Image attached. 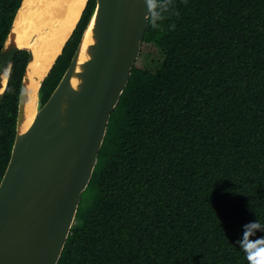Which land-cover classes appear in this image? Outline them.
<instances>
[{"label": "trees", "instance_id": "trees-1", "mask_svg": "<svg viewBox=\"0 0 264 264\" xmlns=\"http://www.w3.org/2000/svg\"><path fill=\"white\" fill-rule=\"evenodd\" d=\"M21 3L0 0V52ZM95 8L42 83V105ZM157 16L58 264H247L237 241L264 224V0H158ZM28 61L17 53L0 107V183Z\"/></svg>", "mask_w": 264, "mask_h": 264}, {"label": "water", "instance_id": "water-1", "mask_svg": "<svg viewBox=\"0 0 264 264\" xmlns=\"http://www.w3.org/2000/svg\"><path fill=\"white\" fill-rule=\"evenodd\" d=\"M0 52V107L5 98L15 57L29 52L19 97L16 138L0 183V264H58L75 223L82 199L93 177L110 118L124 93L141 53L148 27L145 0H96L69 67L31 126L21 132L29 96L27 70L30 49L6 46L16 39L13 26ZM92 27L94 43L89 59L78 62L82 43ZM79 83L75 87L73 79Z\"/></svg>", "mask_w": 264, "mask_h": 264}, {"label": "bare ground", "instance_id": "bare-ground-1", "mask_svg": "<svg viewBox=\"0 0 264 264\" xmlns=\"http://www.w3.org/2000/svg\"><path fill=\"white\" fill-rule=\"evenodd\" d=\"M87 0H24L16 17L13 33L6 46L17 45L30 49L34 59L27 70L29 96L25 106V117L21 132H25L33 123L38 111V92L40 83L61 53L62 47L72 30L76 26ZM92 27L87 31L78 62V71L81 64L89 59L88 47L94 43ZM4 84L0 90L3 93L7 73L4 75ZM78 79H73V85H78Z\"/></svg>", "mask_w": 264, "mask_h": 264}, {"label": "clouds", "instance_id": "clouds-1", "mask_svg": "<svg viewBox=\"0 0 264 264\" xmlns=\"http://www.w3.org/2000/svg\"><path fill=\"white\" fill-rule=\"evenodd\" d=\"M148 20L151 27H155L154 21L159 19L157 16V3L158 0H145ZM257 232H264V224H261L258 220L249 222L244 225L243 235L240 240L237 241L240 249L245 254L247 264H264V236L253 238Z\"/></svg>", "mask_w": 264, "mask_h": 264}, {"label": "rangeland", "instance_id": "rangeland-1", "mask_svg": "<svg viewBox=\"0 0 264 264\" xmlns=\"http://www.w3.org/2000/svg\"><path fill=\"white\" fill-rule=\"evenodd\" d=\"M141 51H142V48H141ZM140 55H141V53H140ZM140 55H139L135 65L143 66L145 64L144 63L145 61L147 62V61H150V59H151V57L145 58V57H140Z\"/></svg>", "mask_w": 264, "mask_h": 264}]
</instances>
